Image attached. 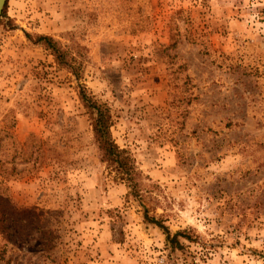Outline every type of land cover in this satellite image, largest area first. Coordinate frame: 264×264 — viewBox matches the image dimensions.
<instances>
[{
	"label": "rangeland",
	"instance_id": "rangeland-1",
	"mask_svg": "<svg viewBox=\"0 0 264 264\" xmlns=\"http://www.w3.org/2000/svg\"><path fill=\"white\" fill-rule=\"evenodd\" d=\"M83 91L140 196L109 173ZM144 206L191 238L173 250ZM0 264H264V0H7Z\"/></svg>",
	"mask_w": 264,
	"mask_h": 264
},
{
	"label": "trees",
	"instance_id": "trees-1",
	"mask_svg": "<svg viewBox=\"0 0 264 264\" xmlns=\"http://www.w3.org/2000/svg\"><path fill=\"white\" fill-rule=\"evenodd\" d=\"M38 41H43L47 48L51 49L59 62L64 61V53L61 52L54 39L47 35L39 36ZM82 100L90 109L92 114V125L95 139L102 151L103 161L107 163L109 173L112 174L114 180L124 181L131 188V193L139 194L142 183V172L135 163V159L130 152L115 142L112 137V115L109 107L97 101L93 96L83 91ZM140 196V194H139ZM144 218L150 223L161 227L167 235V240L173 250L182 247L180 237L191 238L186 231H177L172 234L169 227L165 225L163 219L150 215L147 206H144Z\"/></svg>",
	"mask_w": 264,
	"mask_h": 264
},
{
	"label": "water",
	"instance_id": "water-1",
	"mask_svg": "<svg viewBox=\"0 0 264 264\" xmlns=\"http://www.w3.org/2000/svg\"><path fill=\"white\" fill-rule=\"evenodd\" d=\"M7 0H0V17L2 15L3 8Z\"/></svg>",
	"mask_w": 264,
	"mask_h": 264
}]
</instances>
